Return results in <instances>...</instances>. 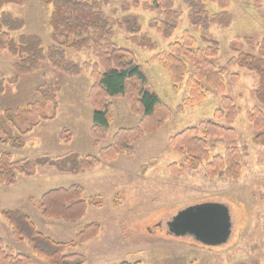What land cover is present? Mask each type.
<instances>
[{
	"label": "rangeland",
	"instance_id": "1",
	"mask_svg": "<svg viewBox=\"0 0 264 264\" xmlns=\"http://www.w3.org/2000/svg\"><path fill=\"white\" fill-rule=\"evenodd\" d=\"M107 1L109 3L103 10L113 21L128 13L137 14L143 32L158 43V49L154 51L141 48L129 40L130 34L125 29L114 28L117 44L136 55L151 85L172 113L159 130L134 143L133 155L121 154L113 161L101 162L78 173L60 172L50 165L39 166L31 177L19 175L13 185L0 184V239L17 253L29 255L33 264H49L33 256L27 243L15 240L8 221L1 214L3 209H20L31 217L42 234L56 241L77 240L86 225L100 223L96 236L69 249L82 257L69 264H264V135L261 140H255L257 135L264 134V129L255 130L247 118V112L256 106L264 111V105L258 103L255 96L258 76L238 66L229 67L225 75L226 95L241 109L232 127L238 133V147L243 156L242 172L238 179H231L223 173L210 174L208 161L195 164L186 152L169 147L171 137L201 121L225 123L214 117L222 106L221 93L204 83L206 99L180 110L189 95L188 88L180 84L176 90L170 73L159 62L151 61L156 53L167 50L170 43L181 40L185 31L197 39L198 47H206L207 39L219 43L220 53L215 62L220 68L227 67L229 60L242 52L264 59L261 47L264 41V1L231 0L232 23L228 27L213 25L202 30L190 22L183 0H174V10L180 15L172 19L177 29L169 39L149 25L151 19L164 16L162 10L144 9V0L139 5L134 0ZM204 2L210 13L221 11L217 4ZM3 11L26 20L24 29L14 34L16 38L21 34H37L45 49L54 45L49 25L52 6L43 0H25L22 6L10 4ZM246 38H251V42ZM73 39L71 37L69 42ZM67 55L78 63L96 62L87 49H67ZM19 60L8 51L0 52V79L12 77L15 74L13 65ZM233 74L239 75L237 82L232 80ZM91 85L89 69L79 76H69L47 62L40 71L21 76L18 82L6 83L5 91L0 93V117H4L2 109L25 110L29 103H42L32 106L18 120L22 129L38 122L25 136L26 146L16 149L9 144H0V149L11 150L14 160L42 155L57 157L72 152L97 156L99 149L110 143L119 129L140 124L141 112L132 111L124 98H113L114 119L108 136L95 146L91 136L93 108L88 99ZM58 86L57 116L52 120L43 119L52 116L54 109L52 101L46 100L45 95ZM13 130L18 134L16 128ZM64 130L72 134L67 142L60 136ZM207 141L210 147H214L210 160L215 155L225 154L227 146L222 138H208ZM173 164L182 167L183 171L178 173L170 169ZM75 184L84 188L86 200H95L100 205H88L80 219L44 217L40 206L43 195L52 189ZM204 202L225 204L230 209L232 234L222 245L207 246L190 236L178 237L168 229L167 222L181 210Z\"/></svg>",
	"mask_w": 264,
	"mask_h": 264
},
{
	"label": "trees",
	"instance_id": "2",
	"mask_svg": "<svg viewBox=\"0 0 264 264\" xmlns=\"http://www.w3.org/2000/svg\"><path fill=\"white\" fill-rule=\"evenodd\" d=\"M52 6L49 17L51 27V40L54 45L44 48L42 38L37 34H21L18 38L16 32L22 31L26 20L3 8L14 4L22 6L25 0H0V52L8 51L20 58L14 66L15 74L10 78L0 79V93L6 89V83L18 82L21 76L40 71L44 63H49L57 71L69 76H79L85 69L90 70L92 85L89 89L88 99L93 108V125L91 136L94 145L106 139L110 124L114 119L113 98H124L134 112L142 113L140 124L134 128H121L113 136L110 143L99 149L97 156L80 155L72 152L63 156L51 157L42 155L36 158L14 160L11 150L0 149V184L13 185L18 176L31 177L39 166H53L64 173H78L91 169L101 162H110L121 154L133 155L134 143L146 134L159 130L170 117L172 110L162 100L151 85L145 68L136 55L120 47L115 41V26L121 27L129 33V40L144 49L157 50L158 43L146 32H143L139 15L128 13L121 19L112 20L103 10L109 3L107 0H43ZM141 0H134L139 5ZM217 4L221 9L219 13H210L204 0H183L188 8V17L192 25L198 29L207 30L213 25L228 27L233 21L229 8L231 0H207ZM264 1V0H256ZM144 9L163 11V17L153 18L149 21L152 29L164 38L174 36L177 26L172 21L180 13L174 10V0H144ZM130 10V9H129ZM74 39L69 42V39ZM251 42V38H246ZM206 47H198L197 39L188 31L183 32L181 40L169 44L165 51L156 53L151 61L159 62L171 77L176 90L180 84H185L189 95L184 99L183 107L196 105L207 97L204 83L222 95V106L217 109L214 117L224 120V124L216 121H201L197 125L188 127L177 133L169 140V147L178 152H186L195 164L208 161L207 170L210 174L223 173L231 179H238L242 172V153L238 147V133L232 127L241 109L226 95L225 75L229 67H242L255 72L258 76V86L255 92L256 100L264 105V59L251 53L242 52L232 57L227 67L220 68L215 60L220 53L219 43L207 39ZM264 50V41L262 44ZM67 49L82 51L89 50L96 62L78 63L67 55ZM232 80L237 82L239 75L233 74ZM49 85V84H47ZM38 87L42 90L43 87ZM52 87V85H50ZM54 87L46 100L53 105L52 116L43 119H54L59 107ZM41 101L29 103L26 109L4 110V117H0V144L20 149L26 146L25 136L32 131L38 122L22 129L18 120L28 113L32 106L41 104ZM248 121L255 130L264 129V111L254 107L247 112ZM18 130V134L13 129ZM20 131V132H19ZM71 132L64 130L60 133L64 141H69ZM259 134L255 140H261ZM208 138H222L226 143V152L215 155L210 160V153L214 147L208 144ZM170 169L181 173L182 167L176 164ZM88 205L99 206L95 200L84 198V188L79 185L60 187L46 192L40 206L46 218L62 217L67 220L80 219ZM2 216L8 221L15 240L27 243L33 256L49 264H69L82 259L81 255L69 252L79 243L88 241L96 236L100 230V223L93 222L86 225L77 236V240L62 242L52 240L42 234L31 217L20 209H3ZM0 264H33L32 259L25 253H17L14 248L5 245L0 239Z\"/></svg>",
	"mask_w": 264,
	"mask_h": 264
},
{
	"label": "water",
	"instance_id": "3",
	"mask_svg": "<svg viewBox=\"0 0 264 264\" xmlns=\"http://www.w3.org/2000/svg\"><path fill=\"white\" fill-rule=\"evenodd\" d=\"M176 236L191 235L207 246L226 243L232 234V217L227 205L204 202L181 210L168 222Z\"/></svg>",
	"mask_w": 264,
	"mask_h": 264
},
{
	"label": "flooded vegetation",
	"instance_id": "4",
	"mask_svg": "<svg viewBox=\"0 0 264 264\" xmlns=\"http://www.w3.org/2000/svg\"><path fill=\"white\" fill-rule=\"evenodd\" d=\"M172 218H173V217H172ZM172 218H171L168 222H170V221L172 220ZM168 222H167V223H168ZM167 225H168V224H167ZM168 229H169V226H168ZM169 231H170V230H169ZM170 233H172V232L170 231ZM172 234H174V233H172ZM186 236H190V237H192L191 235H188V234H187V235H184L183 237H186ZM178 237H179V236H178ZM192 238H193V237H192Z\"/></svg>",
	"mask_w": 264,
	"mask_h": 264
}]
</instances>
